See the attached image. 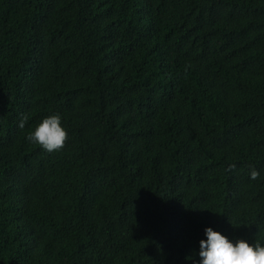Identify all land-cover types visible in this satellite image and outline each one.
Wrapping results in <instances>:
<instances>
[{"label": "trees", "instance_id": "1", "mask_svg": "<svg viewBox=\"0 0 264 264\" xmlns=\"http://www.w3.org/2000/svg\"><path fill=\"white\" fill-rule=\"evenodd\" d=\"M205 226L264 237V0H0V264H192Z\"/></svg>", "mask_w": 264, "mask_h": 264}, {"label": "clouds", "instance_id": "2", "mask_svg": "<svg viewBox=\"0 0 264 264\" xmlns=\"http://www.w3.org/2000/svg\"><path fill=\"white\" fill-rule=\"evenodd\" d=\"M62 117L57 112L42 117L27 132L25 139L52 152L64 146L67 130L62 125ZM23 127V121L19 124ZM258 173L252 170L250 177L255 179ZM204 238L199 240L196 255L187 257L192 264H264V237L249 240L243 237L230 238L212 226L204 227Z\"/></svg>", "mask_w": 264, "mask_h": 264}]
</instances>
